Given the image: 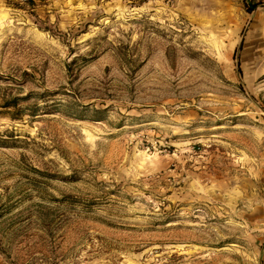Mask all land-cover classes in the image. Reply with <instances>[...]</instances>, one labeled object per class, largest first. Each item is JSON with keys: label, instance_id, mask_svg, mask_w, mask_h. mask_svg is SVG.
Masks as SVG:
<instances>
[{"label": "rangeland", "instance_id": "obj_1", "mask_svg": "<svg viewBox=\"0 0 264 264\" xmlns=\"http://www.w3.org/2000/svg\"><path fill=\"white\" fill-rule=\"evenodd\" d=\"M0 264H264V0H0Z\"/></svg>", "mask_w": 264, "mask_h": 264}]
</instances>
